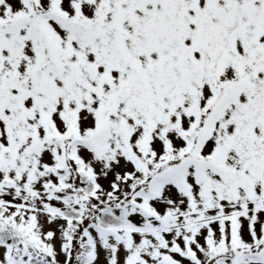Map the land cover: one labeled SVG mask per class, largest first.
Returning a JSON list of instances; mask_svg holds the SVG:
<instances>
[{
    "label": "snow or ice",
    "instance_id": "snow-or-ice-1",
    "mask_svg": "<svg viewBox=\"0 0 264 264\" xmlns=\"http://www.w3.org/2000/svg\"><path fill=\"white\" fill-rule=\"evenodd\" d=\"M0 264H264V0H0Z\"/></svg>",
    "mask_w": 264,
    "mask_h": 264
}]
</instances>
